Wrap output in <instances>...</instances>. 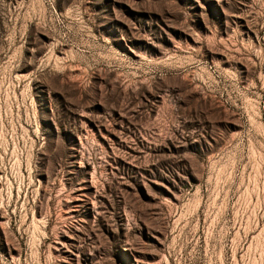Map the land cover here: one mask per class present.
I'll return each mask as SVG.
<instances>
[{"label": "rangeland", "instance_id": "1", "mask_svg": "<svg viewBox=\"0 0 264 264\" xmlns=\"http://www.w3.org/2000/svg\"><path fill=\"white\" fill-rule=\"evenodd\" d=\"M0 264H264V0H0Z\"/></svg>", "mask_w": 264, "mask_h": 264}]
</instances>
